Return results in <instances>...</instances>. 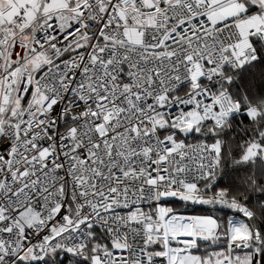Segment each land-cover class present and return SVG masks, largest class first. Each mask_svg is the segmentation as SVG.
Segmentation results:
<instances>
[{
	"label": "snow or ice",
	"instance_id": "6c2138e0",
	"mask_svg": "<svg viewBox=\"0 0 264 264\" xmlns=\"http://www.w3.org/2000/svg\"><path fill=\"white\" fill-rule=\"evenodd\" d=\"M0 264H264V0H0Z\"/></svg>",
	"mask_w": 264,
	"mask_h": 264
}]
</instances>
